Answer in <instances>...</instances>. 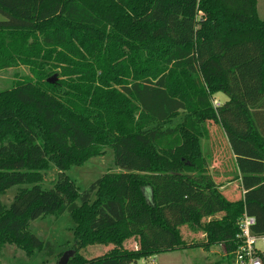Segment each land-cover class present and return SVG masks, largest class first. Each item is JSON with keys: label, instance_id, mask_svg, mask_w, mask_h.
<instances>
[{"label": "trees", "instance_id": "1", "mask_svg": "<svg viewBox=\"0 0 264 264\" xmlns=\"http://www.w3.org/2000/svg\"><path fill=\"white\" fill-rule=\"evenodd\" d=\"M0 14V70H29L0 92V197L26 185L10 206L0 198V247L32 254L44 243L31 222L64 212L74 222L67 264H132L214 245L224 260L244 212L264 233L257 0H0ZM218 93L227 99L216 108ZM219 129L236 162L233 177L223 170L224 181L239 182L234 200L203 150L209 141L208 155L224 164ZM106 148L117 170L81 190L66 171ZM51 166L58 176L45 189ZM184 225L202 232L199 243L183 238ZM94 243L113 246L90 259L79 253Z\"/></svg>", "mask_w": 264, "mask_h": 264}, {"label": "rangeland", "instance_id": "2", "mask_svg": "<svg viewBox=\"0 0 264 264\" xmlns=\"http://www.w3.org/2000/svg\"><path fill=\"white\" fill-rule=\"evenodd\" d=\"M257 11L260 17L264 16V0H257ZM3 19L4 17L0 14V20ZM26 75H29V70L25 66L0 70V92L11 88L18 79H22ZM214 98L222 104L227 99L223 93L216 94ZM214 138L218 140L216 141L220 146L218 148L223 149L225 153V161L223 165L219 161L214 165L210 155H207L209 171L211 168H217V171L213 170V173L211 170L210 175L217 183L225 182L227 188L223 189V192L229 199L234 200L242 195V191L237 187L239 182L233 179L229 180V182L224 180L227 177L225 174L226 171L230 177L235 175L237 171L236 162L232 156V152L228 148L226 139H224L222 130L219 129V132ZM204 142L203 150L207 154L209 152L208 144L205 140ZM113 158L112 150L106 148L105 155L92 157L81 165H73L66 173L82 190L88 188L94 180L104 173L117 170ZM44 175L43 187L45 189L52 188L58 176V169L55 166H51V168L45 171ZM23 186L26 185H14L10 187L1 195V201L6 206H10L17 191ZM95 197V194H93L91 201ZM80 203L81 200L79 199L78 204ZM73 228L74 222L68 212H64L59 216L50 213L37 218L31 222L30 230L43 241V247L35 250L32 254H27L22 248L14 244H5L0 247V264H59L65 252L74 250L73 245L75 240ZM181 233L188 243H199L202 238L201 231H195L191 226L187 225L181 227ZM112 246L113 244L104 245L94 243L84 248H79V253L83 257L90 259L107 253ZM125 246L128 249H132L136 247V243L133 239H129L125 242ZM223 255L225 256V251L221 245H214L208 249L192 246L160 253L148 258H141L137 263L132 264H227L231 261V256L229 258L225 257L224 261L222 258ZM153 260L154 262H152Z\"/></svg>", "mask_w": 264, "mask_h": 264}, {"label": "built area", "instance_id": "3", "mask_svg": "<svg viewBox=\"0 0 264 264\" xmlns=\"http://www.w3.org/2000/svg\"><path fill=\"white\" fill-rule=\"evenodd\" d=\"M213 105L218 108L222 103L214 99ZM237 224L239 231L234 240V247L229 252L231 264H264V233L254 231L256 218L244 212L238 218Z\"/></svg>", "mask_w": 264, "mask_h": 264}, {"label": "water", "instance_id": "4", "mask_svg": "<svg viewBox=\"0 0 264 264\" xmlns=\"http://www.w3.org/2000/svg\"><path fill=\"white\" fill-rule=\"evenodd\" d=\"M56 79V76H53V78H50L49 80L54 82ZM74 250H68L67 252L64 253L62 258L60 259V264H67L69 259L73 256Z\"/></svg>", "mask_w": 264, "mask_h": 264}, {"label": "crops", "instance_id": "5", "mask_svg": "<svg viewBox=\"0 0 264 264\" xmlns=\"http://www.w3.org/2000/svg\"><path fill=\"white\" fill-rule=\"evenodd\" d=\"M206 142H207V144H208V153H207V155L210 153V145H209V141H207V140H205ZM205 143V142H204ZM203 147H204V145H203ZM205 151V150H204ZM206 153V152H205ZM218 160H213V162H214V165H216L215 163L217 162ZM212 167H213V165H212ZM215 167V166H214ZM212 170V171H211ZM211 172L213 173V170H216V168H214V169H212L211 168ZM225 188H227L226 187V185H223L222 187H221V189H225Z\"/></svg>", "mask_w": 264, "mask_h": 264}]
</instances>
